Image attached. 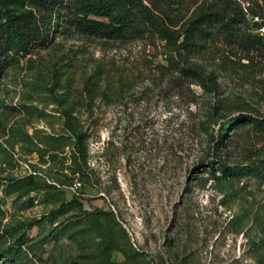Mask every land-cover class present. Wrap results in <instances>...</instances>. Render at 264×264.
<instances>
[{
  "label": "rangeland",
  "instance_id": "rangeland-1",
  "mask_svg": "<svg viewBox=\"0 0 264 264\" xmlns=\"http://www.w3.org/2000/svg\"><path fill=\"white\" fill-rule=\"evenodd\" d=\"M167 1L178 28L204 10L253 33L264 22V0ZM35 11L36 0H0V264H264V177L219 170L264 158V127L251 121L264 119V56L250 62L216 39L191 60L219 92L192 85L194 104L161 76L170 52L159 39L57 21L47 45L20 52L10 21Z\"/></svg>",
  "mask_w": 264,
  "mask_h": 264
},
{
  "label": "trees",
  "instance_id": "trees-1",
  "mask_svg": "<svg viewBox=\"0 0 264 264\" xmlns=\"http://www.w3.org/2000/svg\"><path fill=\"white\" fill-rule=\"evenodd\" d=\"M170 9L167 0H36L35 14L11 19L8 42L16 44L20 52L28 54L34 48L48 44L57 21V27L65 26L77 33L107 40L159 39L166 42L170 52L167 65L160 71L161 76L171 78L181 94L189 96L190 103L194 104L192 85H199L207 93L219 92L218 78L208 75L199 64L191 60L205 54L216 39L222 38L237 45L245 53L243 58L250 62L256 55L264 56V35L242 28L243 19L239 16L232 17L218 10H204L178 28L180 21ZM256 24L258 29L264 26V22ZM5 60L7 58L1 54L0 63ZM1 75L0 66V78ZM185 89L189 92L186 93ZM213 108L217 109L218 105ZM243 118H235L237 122L234 126L241 123ZM259 120L251 119L264 127V119ZM207 126L206 121H200V131H206ZM145 127L140 122L134 128L137 140L133 148L140 149L139 146L145 142L142 140L146 134L143 132ZM194 132L195 120L192 122L191 133ZM76 137L79 143L87 139L84 133ZM222 137L218 144L224 142L226 134L223 133ZM245 168L251 170L256 177H264V158L255 165L235 170L222 167L221 164L219 170L225 175H231L238 174ZM10 256L11 253L4 254V258Z\"/></svg>",
  "mask_w": 264,
  "mask_h": 264
},
{
  "label": "built area",
  "instance_id": "built-area-1",
  "mask_svg": "<svg viewBox=\"0 0 264 264\" xmlns=\"http://www.w3.org/2000/svg\"><path fill=\"white\" fill-rule=\"evenodd\" d=\"M261 35H264V26L260 29Z\"/></svg>",
  "mask_w": 264,
  "mask_h": 264
}]
</instances>
